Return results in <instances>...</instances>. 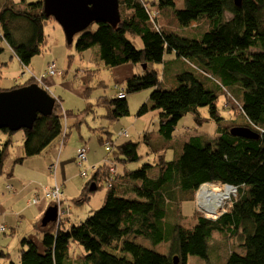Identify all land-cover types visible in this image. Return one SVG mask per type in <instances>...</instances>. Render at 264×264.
<instances>
[{
  "label": "trees",
  "instance_id": "trees-1",
  "mask_svg": "<svg viewBox=\"0 0 264 264\" xmlns=\"http://www.w3.org/2000/svg\"><path fill=\"white\" fill-rule=\"evenodd\" d=\"M181 1L185 7L177 8ZM119 4L121 22L116 27L92 24L72 44L66 42L81 55L93 51V62L102 67L93 73L145 65L142 74L124 82V98L101 96L97 101L106 117L119 120L130 113L129 95L153 89L138 115L150 110L160 114L158 132L166 142L155 144L151 135L143 137L159 160L132 171L128 166L142 158L141 141L100 138L106 150V142L114 146L113 156L93 171L84 193L92 184L96 191L106 189L102 207L85 221H73L69 210L58 216L69 225H42L41 244L23 237L17 264H175V258L177 264H264V0H242L240 6L234 0H119ZM43 8V0H0V80L8 55L26 72L48 48L45 27L54 19L46 17ZM168 61L179 70L175 85L167 89L157 66L165 68ZM34 83L32 76L17 87ZM90 90L88 86L86 94ZM222 96L241 108L239 117L224 118L218 103ZM59 101L50 116L39 115L31 130H22L24 156L18 164L59 144L65 119L78 125L86 115L95 114L91 104L74 112L64 111ZM223 107L228 113L234 110L228 104ZM200 108L208 109L209 118L199 114ZM187 114L199 124L213 120L215 137L192 135L177 147L167 143L177 138L176 127ZM236 126L249 128L259 138L234 137L230 130ZM98 129L110 135L107 127ZM0 133L9 135L0 143L1 169L13 133L6 129ZM206 183L233 186L236 193L217 220L196 210L185 225L182 205L195 202L194 193Z\"/></svg>",
  "mask_w": 264,
  "mask_h": 264
},
{
  "label": "rangeland",
  "instance_id": "rangeland-1",
  "mask_svg": "<svg viewBox=\"0 0 264 264\" xmlns=\"http://www.w3.org/2000/svg\"><path fill=\"white\" fill-rule=\"evenodd\" d=\"M183 5V1H181L180 3L177 2L176 4L177 8H184L185 6L183 7ZM156 12L157 10L154 9V13ZM229 15L230 14H228L227 18H230ZM45 31L49 38L48 48L44 50L42 54L36 56L30 65V69L33 75H35L36 81L40 80V85L46 87V89L49 88L50 93L55 98H60L65 109L83 111L87 109V106H89V104L95 107V114L91 113L90 115H86V120L82 123V125H72V121L69 120V123L71 124V130L65 143H62L61 141V144H57V141L56 143L47 147L41 157H39L45 159L46 162H50V164H56V166H58L59 160L64 161L65 164L63 168V175L66 179L72 176L74 177L72 178L71 190L66 191V196L69 199V204L65 198L64 191H62V203L70 206V217L73 221H85L87 217H89L93 213V211L98 210L102 207L107 191L106 189L101 188L96 192L88 191L84 193V187L92 179V175L94 173L93 171L104 163L105 157L113 156V153L111 151L114 146L112 145L111 147H109L110 151H108L100 142L101 134L98 131L100 130V132L106 134L108 133L103 129L97 128L100 126L99 119L103 122L102 126L108 128V131L110 132L109 136L112 140L120 143L125 141V138L120 137V133L122 131H125L129 134L130 140H133L134 142L141 141L138 151L142 158L138 163H133L128 166L132 171L137 170L139 166L141 168L144 164H154L159 160L158 154L153 153L151 148H149L143 142V137L146 134L152 136V139H154L153 141L156 142L155 144H160L166 141L159 136L158 130L160 129V114L158 111L150 110L144 115H138V111L141 106L144 103L149 102V98L153 89H148L137 94L129 95L127 100L129 102L130 113L128 116L122 117L119 120L109 119L108 117H106L105 108L98 106L97 99L101 96H117L118 98H120L119 93L122 91L121 89L123 83L127 80V78L134 76L135 73L142 74L143 68L141 65L133 66L128 64L115 67L111 70L101 69L97 73H93L92 70L102 67L93 62L92 50H88L83 55H81L77 52L75 45H67L64 31L55 20L47 24V26L45 27ZM134 44H138L137 46L140 47L137 41L134 42ZM52 61L56 62L57 75H46L48 78H46L45 80H41V75L44 73L49 63ZM14 68L20 70L19 65H14ZM157 68L160 71V80L163 83V87L167 89L173 87L175 85L176 72L179 70L178 66L174 67V65L170 64L168 61L166 62L165 68L164 66L160 65H158ZM89 71H91L92 73L88 74ZM24 73L25 71L22 74ZM30 78L31 76L29 74H25L21 77V80L18 77L17 82L20 80L19 84L24 85V83H26ZM88 86L91 87V90L86 94V89ZM118 91L120 92L117 94ZM218 103L220 108H222L221 111L224 118H230V116L233 117L234 115L239 114L238 112H240L241 108L234 104V101L232 99L228 100L227 97L226 99H224V97L222 96L219 99ZM227 104L228 108L231 107L234 110H231L228 113V109H224L225 107H223ZM199 114L202 117L209 118V111L207 108H200ZM237 116L239 117V115ZM95 122L98 123V125H96ZM215 125L216 124L213 120H208L204 124H199L194 119L193 114H187L176 127L175 132L177 138L172 139L167 143L175 145L177 147L183 141H187L192 135H202L206 136L207 138H214L216 135ZM78 127L80 128V130L78 129ZM81 137H83V140ZM105 137L108 138V136ZM11 138L13 140V143L11 148L9 149L10 158L6 161L5 165H3V168L0 169V210L4 209V211L6 210L9 213H12L11 211H13L12 215H14L15 213V217L18 218L19 216V220H16L17 222H21V226L20 229L17 230V234L15 235L11 233H6V235L0 233V254H2V252H5V254L10 255V260L7 257L2 258V256H0V264H11V261H18L19 254L22 250L20 241V239L22 238V233H25L32 229L35 230V227L31 223L30 219L35 218L36 216L37 218L42 217L50 204V201H48L43 205L40 204L37 206H30L27 203H29L28 201L33 199L34 196L24 193L21 197L16 198L14 196L18 194H10L9 190L6 188V185L9 184V181L5 178L9 177L10 173H6L7 171L5 170V167L9 166V164H13L14 162L16 163L18 158L24 156V132L22 130L14 132ZM8 139L9 135L0 133V143H3ZM83 141H86L85 145H87V147L89 148L88 150H90L88 153H91V159L95 162H98L99 164L96 163L94 166L86 162V173L82 176L81 169L77 164L76 149L77 147L82 145L81 142ZM55 150L57 152H55ZM171 152L172 150L170 149L166 150V154H168V160H171L173 157ZM69 156L70 158H67ZM1 175H4L5 177L1 178ZM51 175L54 180V186L55 184H57V186L63 190L62 186L59 185L56 181L57 175L60 176L59 169L56 176H54V173H51ZM93 185L94 184H92L91 186ZM203 185H207L208 188L210 186H215L214 189L219 188V190L221 191L224 190V186H217L216 183H206ZM75 186L76 190H72V187ZM91 186H88V188ZM18 190L20 192V188H18ZM198 193L199 189L194 193L195 202H185L182 205V213L185 217H187L186 221L184 222L185 225H188V223L193 220L195 211H200L201 209L198 204ZM79 194L83 195V197L80 199L83 201V203L80 205L81 209L78 210L76 202L79 201ZM202 214L207 218H210L205 212H202ZM23 215L27 217L26 220L23 219ZM166 249V246L162 247V250L165 251ZM113 253L119 257H122V254L120 253Z\"/></svg>",
  "mask_w": 264,
  "mask_h": 264
},
{
  "label": "water",
  "instance_id": "water-1",
  "mask_svg": "<svg viewBox=\"0 0 264 264\" xmlns=\"http://www.w3.org/2000/svg\"><path fill=\"white\" fill-rule=\"evenodd\" d=\"M240 6L242 0H234ZM43 12L53 18L63 29L68 44L74 37L92 24L108 23L116 27L121 22L119 0H43ZM145 67V65H144ZM143 67V68H144ZM56 98L38 84L0 89V131L31 130L39 115L50 116L55 108ZM234 137L258 139L259 135L249 128L236 126L230 130ZM92 192L96 191L91 186ZM214 216L220 217L221 215ZM58 219V206L47 209L44 227ZM175 264L178 259L175 258Z\"/></svg>",
  "mask_w": 264,
  "mask_h": 264
},
{
  "label": "crops",
  "instance_id": "crops-1",
  "mask_svg": "<svg viewBox=\"0 0 264 264\" xmlns=\"http://www.w3.org/2000/svg\"><path fill=\"white\" fill-rule=\"evenodd\" d=\"M13 57L14 56L12 54L8 55V61L9 62L5 67H3L4 69L2 70L3 78L0 80V87L3 90H12V89L16 88L17 85H19V81L21 80V77L24 76V74H22L23 71H22L17 59L13 58ZM14 65H19L20 70L15 69ZM11 68H12V70H11ZM18 77L20 80L17 82ZM46 78H48V77H43L42 80H45ZM123 85H124V83H123ZM68 110H71V109H68ZM95 124L98 125V123H96V122H95ZM99 124H100L99 127H104V126H102L103 122L100 119H99ZM99 127H97V128H99ZM78 129H80V128L78 127ZM98 132L102 133L101 139L106 138L105 136H109V134L100 132V130ZM81 146L77 147L76 150H78ZM89 151L90 150H88V152ZM55 152H57V151L55 150ZM39 157H41V156H39ZM39 157L25 159L20 164H18L17 162L16 163L14 162L13 164H9V166L5 167V170L7 171V172L6 171L5 172L7 174H9V173L10 174H9V177H7L5 179H7L9 181V185H11L14 188L13 191H11V192L9 191V193L10 194H14V193L18 194L14 197H16V198L21 197L24 193L31 194L32 196H34V198L28 201L29 202V203H27L28 205L37 206V205H33L32 201L35 198H38L40 200L38 205H40V204L43 205L45 202L50 201L49 207H51V206H53V202L51 199L45 197V192H46V190H49L50 188H52L54 185V180H53V177L51 175V170H50V168L53 166L54 163L50 164V162H46L45 159L39 158ZM9 158H10V153L8 154L6 161ZM67 158H70V156ZM6 161H5V163H6ZM87 162L91 165H94V166L96 163H98V162H95L94 160L91 159V153L90 154L88 153V161ZM64 164H65L64 161L59 160L57 168L59 169L60 176L57 175L56 181L59 185L62 186L64 194H65V198L69 204V201H68L69 199L66 196V191L71 190L72 178L74 176L69 177L68 179L65 178V176L63 175ZM58 169H57V173H58ZM4 177H5L4 175H1V178H4ZM18 188H20V192H19ZM72 190H76V186L72 187ZM80 199H81V195L78 199L79 201L76 202L77 203L76 205L78 206V210L81 209L80 205L83 203V201ZM11 212L13 213V211H11ZM12 213L7 212L6 210L4 211V209L0 210V224H5L10 229L9 233H12L13 235H15V234H17V230L20 229V226H21L20 223L21 222L18 221L19 222L18 223L17 220H19V216L17 218L14 216L15 213H14V215H12ZM26 218L27 217L25 215H23V219L26 220ZM30 221L34 225L35 230L34 229L29 230L25 233H22L21 236H22V238L25 236H29V237L33 238L35 241H38L39 239H41L42 232H43V230H42L43 226L41 227V225H40L41 217L37 218V216H36L35 218H31ZM4 235H6V234H4ZM21 239H20V241H21ZM3 254H5V252H3ZM0 256H1V254H0ZM5 257H7L10 260V255L5 254L4 257H2V258H5ZM0 260H1V258H0Z\"/></svg>",
  "mask_w": 264,
  "mask_h": 264
},
{
  "label": "bare ground",
  "instance_id": "bare-ground-1",
  "mask_svg": "<svg viewBox=\"0 0 264 264\" xmlns=\"http://www.w3.org/2000/svg\"><path fill=\"white\" fill-rule=\"evenodd\" d=\"M2 78H3V75H2ZM1 78V79H2ZM59 100H61L60 98H56V101H59ZM60 103H61V105H62V100L61 101H59ZM62 108H63V110L64 111H66V110H68V109H65L64 107H63V105H62ZM71 111H74V110H71ZM75 112V111H74ZM76 112H79V111H76ZM90 115V114H89ZM71 120V119H70ZM86 120V116H85V118H84V120H82V121H80V123L77 125V126H80V125H82V123L84 122ZM72 121V125H75V120L73 121V120H71ZM86 122H88V121H86ZM71 128V124L69 123V121H67L66 119H65V123H64V131H63V136H62V139H61V141H62V143L64 142L65 143V139L69 136V132H70V129ZM80 130V129H79ZM9 131V130H8ZM19 131H21V130H19ZM10 132V131H9ZM120 137H123V138H125V139H129L130 137H129V134L127 133V132H125V131H122L121 133H120ZM82 138V140H83V137H81ZM59 144H61V142L59 143ZM86 144V141H83L82 142V146L78 149V150H80V149H85L86 151H87V155H86V159H87V161H88V147H87V145H85ZM9 148H11V147H9ZM77 150V151H78ZM77 155V154H76ZM109 157V156H108ZM108 157H105V160H104V162L105 161H107L108 160ZM5 164V163H4ZM50 170H51V173H52V171L53 170H57V166H56V164H53V166L50 168ZM9 186H11V185H7V187H9ZM8 189V188H7ZM226 193V191H220L218 188H215V189H211L210 190V188H208L207 186H202V188L199 190V193H198V204H199V207L201 208L200 209V211L199 212H205L211 219H213V220H217L219 217H217V216H214V213L216 212V209L218 208V206H227V205H229V202H230V199H228V196H229V194H225ZM40 202V201H39ZM39 202L38 203H32L33 205H38L39 204ZM46 213H47V210L45 211V213L43 214V216L41 217V221H40V225L42 226V225H44V220H45V218H46ZM205 216V215H204ZM52 224L53 223H57V225L58 226H61L62 224H63V226H67V225H69V224H67V223H64V222H62L61 220H56V221H52L51 222ZM0 226H3V229H4V231H1L0 233H3V234H6V233H9L10 232V229L5 225V224H0ZM54 226V225H53ZM12 234V233H11ZM37 242V244H41V239H39L38 241H36ZM2 255H3V252H2ZM11 263H15V264H17L18 263V261L17 262H14V261H11Z\"/></svg>",
  "mask_w": 264,
  "mask_h": 264
},
{
  "label": "built area",
  "instance_id": "built-area-1",
  "mask_svg": "<svg viewBox=\"0 0 264 264\" xmlns=\"http://www.w3.org/2000/svg\"><path fill=\"white\" fill-rule=\"evenodd\" d=\"M55 74H56V65L54 63H52L48 67L47 75L54 76ZM119 97L120 98L125 97L123 90L119 93ZM110 144H111L110 142L105 143V146L107 145V150H109V147H111ZM86 155H87V151L85 149H80L77 151V155H76L77 156V164H78L79 168L81 169V175L82 176L86 173V169H85V164L87 162ZM54 172H55V170L52 171V174ZM222 186H224L223 191H226L225 194H229L228 199H230L235 194L236 188L233 186H229V185H222ZM214 187L215 186H210L209 188L214 189ZM7 188L10 192L13 191V189H14L12 186H9ZM62 191L63 190L60 187H58L57 184H55V186L53 185L52 188H50L49 190H47L45 192V197L54 201V203L58 206V216L68 215L70 212L69 211L70 209L67 206V204L62 203V196H63ZM39 201L40 200L38 198H35L32 203H38ZM1 231H4L3 226H0V232Z\"/></svg>",
  "mask_w": 264,
  "mask_h": 264
},
{
  "label": "clouds",
  "instance_id": "clouds-1",
  "mask_svg": "<svg viewBox=\"0 0 264 264\" xmlns=\"http://www.w3.org/2000/svg\"><path fill=\"white\" fill-rule=\"evenodd\" d=\"M53 63V61L52 62H50L49 63V65H48V67L50 66V64H52ZM55 63V65H56V62H54ZM48 67H47V69H46V71L44 72V75H45V77H47L46 75H47V70H48ZM25 74H29L31 77L33 76V77H35V75H33V73H32V71L31 70H27L25 73H24V75ZM57 75V72H56V74L54 75V76H56ZM36 78V77H35ZM41 80H42V76H41ZM40 80L39 81H37V83H35V84H38V85H40ZM41 87H43L42 85H40ZM23 87V86H22ZM16 88H19V87H16ZM43 88H45L46 89V87H43ZM15 89V88H14ZM48 91H49V89H47ZM50 92V91H49ZM219 184H217V186H218ZM202 186H206V185H202ZM202 186L199 188V190L202 188ZM219 186H221V185H219ZM211 190V189H210ZM236 193V192H235ZM230 200H231V198H230ZM226 212V207L225 206H218V208L216 209V215H223L224 213ZM206 217V216H205ZM207 218V217H206ZM207 219H210L211 220V218H207Z\"/></svg>",
  "mask_w": 264,
  "mask_h": 264
}]
</instances>
